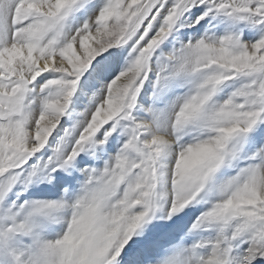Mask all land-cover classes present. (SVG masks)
Returning a JSON list of instances; mask_svg holds the SVG:
<instances>
[{
    "label": "snow or ice",
    "instance_id": "obj_1",
    "mask_svg": "<svg viewBox=\"0 0 264 264\" xmlns=\"http://www.w3.org/2000/svg\"><path fill=\"white\" fill-rule=\"evenodd\" d=\"M0 264H264V0H0Z\"/></svg>",
    "mask_w": 264,
    "mask_h": 264
}]
</instances>
